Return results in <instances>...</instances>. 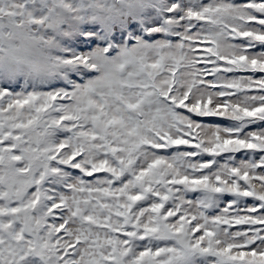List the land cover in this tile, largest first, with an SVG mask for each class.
Here are the masks:
<instances>
[{"label": "snow or ice", "instance_id": "obj_1", "mask_svg": "<svg viewBox=\"0 0 264 264\" xmlns=\"http://www.w3.org/2000/svg\"><path fill=\"white\" fill-rule=\"evenodd\" d=\"M0 264H264V0H0Z\"/></svg>", "mask_w": 264, "mask_h": 264}]
</instances>
